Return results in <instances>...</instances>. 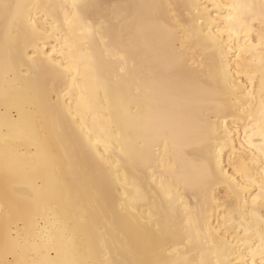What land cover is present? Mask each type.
Wrapping results in <instances>:
<instances>
[{"label": "bare ground", "instance_id": "obj_1", "mask_svg": "<svg viewBox=\"0 0 264 264\" xmlns=\"http://www.w3.org/2000/svg\"><path fill=\"white\" fill-rule=\"evenodd\" d=\"M3 3L0 264H264V0Z\"/></svg>", "mask_w": 264, "mask_h": 264}, {"label": "snow or ice", "instance_id": "obj_2", "mask_svg": "<svg viewBox=\"0 0 264 264\" xmlns=\"http://www.w3.org/2000/svg\"><path fill=\"white\" fill-rule=\"evenodd\" d=\"M20 7H21L20 5H13V4H9V3L0 4V9L3 10L5 18H8L10 16L13 20H15L20 15V12H19ZM159 7H163V6H159ZM216 7H219V6H216ZM230 7L235 8L237 6L232 5ZM227 19L231 22L235 18L232 15H229L227 17ZM159 23H160L161 27H164V28H167L170 30H174L177 33H179L184 28V25L179 20L172 22L170 20L161 19L159 21ZM201 23H203V21H201ZM228 31H229V37L231 38V36L234 33L232 32L231 29H229ZM235 34L238 35L239 33H235ZM257 35L259 38V43L256 45H253V47L259 48L261 50V52H262L261 59H262V63H264V21H262L261 29H260L259 33H257ZM244 38L246 41H248V38H249L248 32H245ZM178 43H180V42H178ZM184 46H185L184 43H180L181 48H183ZM121 59H123V57H121ZM262 87H264V81H262ZM262 136H264V130H262ZM165 144L167 146V142H165ZM195 147H196V145H194L192 143H188L185 145V148H195ZM262 149H264V146H262ZM259 188H260V193H259L258 197L254 199L253 204L255 205L256 200L258 199L261 202L262 209H264V177H262V179H261V182L259 184ZM169 198H171V197H169ZM261 219H262V222H264V216H262ZM164 238H165L164 234H161V236H160L161 243L163 242ZM261 256H262V261H264V250L261 251ZM89 264H91V262H89ZM154 264H160V262L157 261V262H154Z\"/></svg>", "mask_w": 264, "mask_h": 264}]
</instances>
